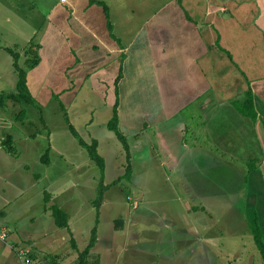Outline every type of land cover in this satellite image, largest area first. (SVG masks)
<instances>
[{
  "label": "rangeland",
  "instance_id": "rangeland-1",
  "mask_svg": "<svg viewBox=\"0 0 264 264\" xmlns=\"http://www.w3.org/2000/svg\"><path fill=\"white\" fill-rule=\"evenodd\" d=\"M13 3L14 8L10 0H0L3 95L15 92L13 61L24 66V59L34 54L35 49L29 54L26 46L32 37L28 24L38 27L49 9V0ZM5 106L0 105L5 110L0 113V209L34 262L80 264V252L96 226V238L101 239H96L85 264H262L244 215L246 162L257 156L258 147L251 120H240L238 109L231 114L207 113L203 142L191 144L187 137L182 151L172 145L179 164L175 167L173 160L159 168L147 129L138 135L120 130L122 141L107 128L100 129L99 122L113 115L103 100L79 97L74 107L76 132L88 141L82 121L95 120L88 130L98 134L97 152L104 158L101 172L77 139L65 138L54 114L57 103L51 101L45 110L50 134L47 137L44 130V138L37 136V118L32 126L16 120L20 104L5 99ZM215 134L231 140L230 151L215 150ZM195 146L211 147L219 157L197 154ZM55 206L68 215L67 227L56 223ZM0 253V264L8 263L9 252L0 246ZM9 264L16 263L10 259Z\"/></svg>",
  "mask_w": 264,
  "mask_h": 264
},
{
  "label": "crops",
  "instance_id": "crops-1",
  "mask_svg": "<svg viewBox=\"0 0 264 264\" xmlns=\"http://www.w3.org/2000/svg\"><path fill=\"white\" fill-rule=\"evenodd\" d=\"M48 5L38 27L28 24L39 60L26 73L35 106L21 105L22 124L32 126L37 118V136L47 130L48 137L45 110L54 101L65 138L76 140L70 131H77L76 100L98 97L113 114L99 122L100 129L118 138L108 127L114 114L122 132L147 129L159 168L173 160L176 167L181 159L175 163L171 146L187 149V137L191 144L203 142L207 113L240 112L251 92L257 117L249 119L258 147L252 158L258 165L247 175L244 215L250 226L257 214L264 239V0H49ZM30 109L37 113L32 116ZM94 124L83 119L88 141L83 140L96 141L97 148L98 134L88 130ZM214 140L219 153L230 151V139L215 134ZM195 148L197 154L218 156L211 147ZM0 224L13 241L22 237L9 230L1 209ZM0 246L9 252L4 264L10 259L18 264L10 249Z\"/></svg>",
  "mask_w": 264,
  "mask_h": 264
},
{
  "label": "trees",
  "instance_id": "trees-1",
  "mask_svg": "<svg viewBox=\"0 0 264 264\" xmlns=\"http://www.w3.org/2000/svg\"><path fill=\"white\" fill-rule=\"evenodd\" d=\"M30 41L27 45V47L29 46L28 53L30 54L32 52V51H30V48L33 47V49H35L33 51L34 54L32 56H27L24 59V61H23L24 66L20 65L19 62L16 61V59L13 61V67H14L15 71L17 72V81H16V85H15V92L8 93L7 95L6 94L3 95L2 93H0V95L1 94L3 95V96H0V105L4 106L5 105V99H10L15 104L35 106V101L31 97V95L28 91L27 85H26V73H27L28 69L34 67L38 63L39 58H38V54H37V48L36 47L34 48L32 40H30ZM12 55L15 58L17 57L16 52H12ZM246 99H247V101H245L244 107H240V109H241L240 112L245 117L250 118L252 120V122H254L256 117H257V114H256L254 107H253L251 92H247V98ZM25 113H26V109L21 106L20 111L16 115V120L23 122V118L25 116ZM108 127H109V129H111L115 132L118 139H120L122 141L124 140L123 135L120 132L119 127L117 125L116 114H114V116L111 118V120H109ZM70 131L76 137L79 145L86 150L89 158L96 163V165L99 167L100 171L102 172L104 169V159L97 152L96 141H92L91 143H87L77 134V132L74 130L73 127H70ZM6 143L10 146L11 150L14 149L13 146H11V144H10L11 143V136L10 135H7ZM124 148L127 149V147L125 145H124ZM127 155H128V152H126V156ZM257 162L258 161H256L255 158H252V159H250V161L246 162L247 163L246 183H247L248 173H250L251 171H253L257 168V165H258ZM127 170H129V168H127ZM53 216L56 220V223L59 226H63V227L68 226L64 211H62L61 209H59L56 206L53 208ZM252 221L253 222L249 226V229H250V232L252 234L253 241L256 244L257 249L260 253L262 264H264V240H263L262 231H261V228L259 226V222H258V218H257L256 213L254 214ZM95 241H96V226L93 228L91 238H90L88 245L85 247V249L82 252H80V255H79V263L80 264H85V260H86L85 257L89 254V251H90L91 247L93 246V244L95 243Z\"/></svg>",
  "mask_w": 264,
  "mask_h": 264
},
{
  "label": "built area",
  "instance_id": "built-area-1",
  "mask_svg": "<svg viewBox=\"0 0 264 264\" xmlns=\"http://www.w3.org/2000/svg\"><path fill=\"white\" fill-rule=\"evenodd\" d=\"M0 242L4 244L15 255L18 264H38L33 261L30 249L9 237L7 228L0 224Z\"/></svg>",
  "mask_w": 264,
  "mask_h": 264
}]
</instances>
